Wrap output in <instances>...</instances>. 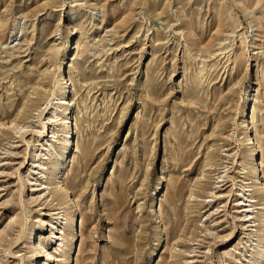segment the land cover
<instances>
[{
	"label": "rangeland",
	"instance_id": "obj_1",
	"mask_svg": "<svg viewBox=\"0 0 264 264\" xmlns=\"http://www.w3.org/2000/svg\"><path fill=\"white\" fill-rule=\"evenodd\" d=\"M0 124V264H264V0H0Z\"/></svg>",
	"mask_w": 264,
	"mask_h": 264
},
{
	"label": "bare ground",
	"instance_id": "obj_2",
	"mask_svg": "<svg viewBox=\"0 0 264 264\" xmlns=\"http://www.w3.org/2000/svg\"><path fill=\"white\" fill-rule=\"evenodd\" d=\"M93 12V11H92ZM220 14V13H219ZM95 18V17H94ZM217 18H218V21H217V23H215V24H218V33L223 29V20H222V18H221V16L219 15V16H217ZM60 25H61V22H59V24H57L56 26H57V29L55 30V32H54V36L56 37L57 35H58V33H61V31L62 30H60L59 28H60ZM193 27V26H192ZM194 30V29H193ZM19 33H17L16 32V30L14 31V32H12L11 33V39L12 38H14V37H16L17 35H18ZM76 34H77V31H76V29H67V35H66V38H67V40H68V43L67 44H65V45H63L62 46V51H64V58H65V65L67 64V66H68V64H71V58H72V56H73V54H72V50L74 49V46H76ZM217 34V33H216ZM59 36V35H58ZM63 43H65V42H63ZM75 50H76V47H75ZM74 50V51H75ZM73 61V60H72ZM63 71H64V69H62V71H61V76H64V73H63ZM60 73V72H59ZM61 81H63V80H61ZM64 81H65V85H69L68 83H69V81H67L66 80V78L64 79ZM59 82H60V80H59ZM73 93H74V91H73ZM72 95V94H71ZM76 95V94H75ZM74 95V96H75ZM56 97V96H55ZM256 98V97H255ZM54 100H56V99H54ZM60 100V99H59ZM64 101V100H63ZM65 105H67V108H66V110H65V112H67V113H69L70 111H71V102H65ZM71 113H69V114H67V118L65 119V120H70V115ZM61 117V115L60 114H58V113H54V116H52V120H54L52 123H55V122H58V118H60ZM55 119H56V121H55ZM51 120V121H52ZM254 121V120H253ZM120 123V122H119ZM66 124V123H65ZM69 124V123H68ZM8 125H10L9 123H8ZM11 125L13 126L12 128H10L11 130H16V129H18L19 127H20V124H17L16 123V121H13V122H11ZM251 125H253V124H251ZM7 126V124H0V128L1 127H6ZM74 127V126H73ZM77 128V127H76ZM253 128V130H254V137L253 138H251L250 139V141H251V149L249 148V154H250V162L251 163H255L256 162V159H257V155H258V152H259V144H260V140H259V136H258V133H255V131H256V129L254 128V127H252ZM66 129V128H65ZM44 130H46V125H44ZM67 130H69V132H66L65 134H63L62 135V138L64 139V142H65V145H70V143H71V141H72V139L74 140V137H73V132L74 131H72V129H71V126L69 127V126H67ZM114 131V130H113ZM113 133V132H112ZM53 134V136H52V138H56V132H53L52 133ZM51 147H52V145H50ZM49 146V147H50ZM78 147V146H77ZM68 152H69V148H67L66 150H65V153L63 154V156H67V154H68ZM51 153V152H50ZM60 156H62V155H60L59 153H57L56 154V156H55V159L54 160H57L58 159V157H60ZM64 166H60V167H58V168H56L55 170H53V172L51 173V182L52 181H58L59 180V178L61 177V173H62V171H63V168ZM262 173V172H261ZM263 184V183H262ZM62 187V186H61ZM63 190L65 189V188H62ZM62 191V190H61ZM60 191V192H61ZM64 192H66V191H64ZM66 193H64V195H65ZM62 195V194H61ZM59 196H60V193H59ZM63 196V195H62ZM240 196V195H239ZM262 197V196H261ZM253 199L255 200V197H253ZM261 205V204H260ZM248 208H250V207H248ZM252 208V207H251ZM244 212H246V211H244ZM249 219H251V218H249ZM248 219V220H249ZM247 220V221H248ZM261 221L262 222H264V215L261 217ZM261 233H262V235H263V239L261 240V250H262V252H264V226H263V229L261 230ZM36 237V236H35ZM42 238V237H41ZM75 239L76 238H72L71 240L72 241H75ZM39 243H40V241H39ZM73 243V242H72ZM36 246V245H35ZM38 247V246H37ZM36 248V247H35ZM40 248V247H39ZM37 249V248H36ZM169 249V248H168ZM172 249H173V247H172ZM171 249V250H172ZM39 251V250H38ZM37 250H36V252H38ZM71 251H72V249H71ZM40 254V253H39ZM52 257V256H51ZM38 262H39V258H37L36 259V261H35V263L34 264H38ZM262 262H263V255H262ZM261 262V263H262Z\"/></svg>",
	"mask_w": 264,
	"mask_h": 264
}]
</instances>
